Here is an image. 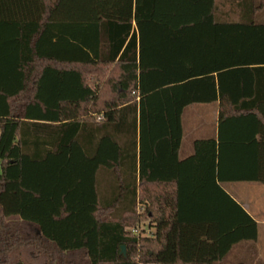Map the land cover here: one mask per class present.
Here are the masks:
<instances>
[{"label":"trees","instance_id":"trees-1","mask_svg":"<svg viewBox=\"0 0 264 264\" xmlns=\"http://www.w3.org/2000/svg\"><path fill=\"white\" fill-rule=\"evenodd\" d=\"M238 7L0 0V264H217L257 241L222 184L264 185V102L202 57L219 36L226 69L264 67V0ZM215 102L218 138L181 160L185 110Z\"/></svg>","mask_w":264,"mask_h":264},{"label":"crops","instance_id":"crops-1","mask_svg":"<svg viewBox=\"0 0 264 264\" xmlns=\"http://www.w3.org/2000/svg\"><path fill=\"white\" fill-rule=\"evenodd\" d=\"M260 0H256L258 2ZM218 11H217V22L219 23H238L242 20V11L238 7L240 0H216ZM255 22L264 24V10L259 12L255 17ZM207 50L204 52L202 57L207 60V63L211 67L210 73H213L217 79L219 76L224 75V89L239 92V94L246 93L250 98L249 105H258L264 102V67H251L250 69H238L231 67L226 69L227 63H232L230 60H236L240 57L239 52H226L224 50V40L221 37L209 38L206 40ZM214 47H216L214 49ZM229 70V71H227ZM214 105V117L215 124L213 125V133L207 134L208 136L199 140H210L218 138L219 130V102L210 103L207 105ZM184 115V114H183ZM184 129V125H183ZM184 139V136H183ZM198 141V140H197ZM196 142V141H195ZM194 142V143H195ZM183 145V141H182ZM180 159L185 160L194 154L189 155L186 158ZM47 147L46 149H48ZM194 149V144H193ZM226 184L230 185V189H226ZM222 184L223 188L239 203L243 209L252 217L258 225V239L255 242L246 241L237 244L233 250H239L242 253L248 254L250 259H261L264 260V250H259L258 244L264 242V231H260V225L264 226V207L260 206L256 198L248 196L249 193L253 192L255 186H249L251 183L236 182ZM247 186H242V185ZM258 184V183H254ZM261 185V184H260ZM264 186V185H263Z\"/></svg>","mask_w":264,"mask_h":264},{"label":"rangeland","instance_id":"rangeland-1","mask_svg":"<svg viewBox=\"0 0 264 264\" xmlns=\"http://www.w3.org/2000/svg\"><path fill=\"white\" fill-rule=\"evenodd\" d=\"M214 105L196 104L188 107L183 115L184 139L181 150V158H186L193 153V144L195 141L207 137L212 132L215 124ZM1 173V166H0ZM247 186V185H242ZM249 186H255L253 192L248 196L256 198L260 206L264 207V186L251 183ZM226 189H230V185L226 184ZM149 223H141L137 228L139 234L146 230L151 232L148 227ZM135 229V228H134ZM133 230V229H132ZM260 231H264V226L260 225ZM259 250H264V242L258 244ZM217 264H264V260L250 259L248 254L242 253L239 250H232L222 262Z\"/></svg>","mask_w":264,"mask_h":264},{"label":"built area","instance_id":"built-area-1","mask_svg":"<svg viewBox=\"0 0 264 264\" xmlns=\"http://www.w3.org/2000/svg\"><path fill=\"white\" fill-rule=\"evenodd\" d=\"M132 234H133L134 236H138V235H139V232L137 231V229H133V230H132Z\"/></svg>","mask_w":264,"mask_h":264},{"label":"water","instance_id":"water-1","mask_svg":"<svg viewBox=\"0 0 264 264\" xmlns=\"http://www.w3.org/2000/svg\"><path fill=\"white\" fill-rule=\"evenodd\" d=\"M122 254L125 255L126 254V248L123 246L122 247Z\"/></svg>","mask_w":264,"mask_h":264}]
</instances>
